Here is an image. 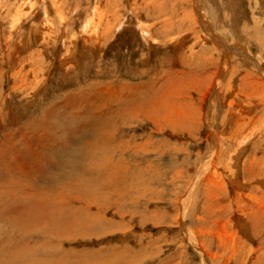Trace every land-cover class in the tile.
I'll return each mask as SVG.
<instances>
[{
  "label": "rangeland",
  "instance_id": "rangeland-1",
  "mask_svg": "<svg viewBox=\"0 0 264 264\" xmlns=\"http://www.w3.org/2000/svg\"><path fill=\"white\" fill-rule=\"evenodd\" d=\"M263 73L264 0H0V264H264Z\"/></svg>",
  "mask_w": 264,
  "mask_h": 264
},
{
  "label": "bare ground",
  "instance_id": "bare-ground-1",
  "mask_svg": "<svg viewBox=\"0 0 264 264\" xmlns=\"http://www.w3.org/2000/svg\"><path fill=\"white\" fill-rule=\"evenodd\" d=\"M205 26V25H204ZM206 27H209L208 25H206ZM206 30V29H205ZM207 31H208V35L209 36H212V31L211 30H209V29H207ZM214 37V36H213ZM212 37V38H213ZM217 39V38H216ZM249 39V38H248ZM219 40V39H218ZM260 41V40H259ZM219 43V42H218ZM262 43V42H261ZM221 45V44H220ZM222 47V46H221ZM223 49V48H222ZM226 51V52H225ZM225 61H224V63L222 64V66H220V68H219V66H218V70L216 71V73H214L215 74V76H213L214 77V79H211L212 81H211V87L212 88H216L217 87V83H218V81H219V78L221 77V75H220V71H222L223 69H225V68H227V69H229L227 66H228V64H229V60H227V55H228V53H229V51H227V49L225 48ZM238 53V52H237ZM240 54V53H239ZM223 55H224V53H223ZM227 56V57H226ZM242 56V55H241ZM246 57H248V56H246ZM245 57V58H246ZM242 58V57H241ZM249 59H251V58H249ZM251 64H252V67H256V68H258V64H257V62L255 61V62H251ZM219 69H220V71H219ZM226 69V70H227ZM223 74V73H222ZM264 74V73H263ZM224 75V74H223ZM223 75H222V77H223ZM228 75V74H227ZM231 78V77H230ZM261 206V205H260ZM182 209H183V207H182ZM261 210H263V209H261ZM250 214V213H249ZM256 215V214H255ZM247 217H249V216H247ZM182 220H184L183 218H184V216L182 215ZM264 219V218H263ZM185 229V228H184ZM186 235H187V237H188V239H189V241H190V243L192 244V246L196 249V251L200 254V256L203 258V260H204V262H205V264H211L212 263V257L211 256H209L208 255V253H206V252H208L205 248H203V246H202V244H201V242L199 241L198 242V240L194 237V235L192 234V233H190L188 230H187V232H186ZM211 255V254H210Z\"/></svg>",
  "mask_w": 264,
  "mask_h": 264
}]
</instances>
